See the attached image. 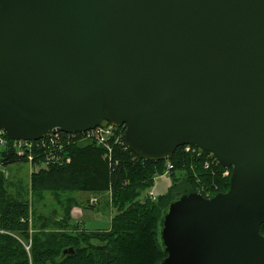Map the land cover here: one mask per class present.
I'll return each instance as SVG.
<instances>
[{
    "label": "water",
    "instance_id": "water-1",
    "mask_svg": "<svg viewBox=\"0 0 264 264\" xmlns=\"http://www.w3.org/2000/svg\"><path fill=\"white\" fill-rule=\"evenodd\" d=\"M108 124L140 159L231 169L162 209L158 264H264V0H0V130Z\"/></svg>",
    "mask_w": 264,
    "mask_h": 264
},
{
    "label": "trees",
    "instance_id": "trees-1",
    "mask_svg": "<svg viewBox=\"0 0 264 264\" xmlns=\"http://www.w3.org/2000/svg\"><path fill=\"white\" fill-rule=\"evenodd\" d=\"M0 138L5 140L0 146V264H158L166 255L158 228V218L166 204L180 194L198 191L204 195L205 189L212 196L227 191L229 186V176H223L224 168L219 163L204 168L202 156L206 152L196 156L179 146L168 160L172 164L170 193L156 202V198H141V191L164 173L166 160L140 159L125 147L123 140L110 142L108 153L92 139L75 141L63 133L52 138L50 148L33 145L29 161L26 154L16 153L12 139L1 133ZM49 151L61 161L46 160L45 153ZM15 162H25L33 168L30 192L7 191L3 168ZM174 170L181 172L177 176ZM46 191L106 194L107 204L115 210L110 228L77 231L76 223L44 218L31 211L28 193L38 196ZM68 211L69 208L67 216ZM48 227L60 231L40 230ZM260 233L264 235V223ZM69 247L73 253L63 254Z\"/></svg>",
    "mask_w": 264,
    "mask_h": 264
},
{
    "label": "rangeland",
    "instance_id": "rangeland-1",
    "mask_svg": "<svg viewBox=\"0 0 264 264\" xmlns=\"http://www.w3.org/2000/svg\"><path fill=\"white\" fill-rule=\"evenodd\" d=\"M3 170L8 192H30L29 176L33 168L28 163H11L4 167ZM174 171V175L177 176L181 172L179 170ZM171 184L172 178L170 171L168 173L158 174L153 180V184L141 191V198H149L147 194L152 192L156 198V202H158L162 195L167 196L170 193ZM27 198L31 211L36 212L44 218L53 217L65 220L70 224L76 223L78 225L76 228L77 231L97 232L108 230L110 228L111 217L115 212L110 207V204H107L106 194L99 195L88 191L60 192L58 194H52L46 191L38 196H33L28 193ZM93 198H96L97 202L93 208H90L88 205H92L90 200ZM67 208H69V216L66 214ZM40 230L43 232L60 231L53 230V228L49 227L40 228ZM67 230L76 232L71 229Z\"/></svg>",
    "mask_w": 264,
    "mask_h": 264
},
{
    "label": "built area",
    "instance_id": "built-area-1",
    "mask_svg": "<svg viewBox=\"0 0 264 264\" xmlns=\"http://www.w3.org/2000/svg\"><path fill=\"white\" fill-rule=\"evenodd\" d=\"M119 128H122V129H119ZM119 128H116L111 125H107L105 127L97 126V127H94L86 131H82V132L67 133V132H62V131H55L53 134L46 136L44 138H40L38 140H32V141L14 140L13 147L16 149V153L18 155L26 154L28 160L31 161L33 157L32 152H31V147L33 145L35 146L43 145L45 148H50V146H52V143L54 141L52 138L58 137L64 133L66 134L67 138L74 139L75 141L78 139H92L94 142H96V144L103 146L105 150L109 153L111 151L110 142L113 141V143L116 144L120 142L121 140H123V127H119ZM0 133L3 134L1 130H0ZM4 143H5L4 138H0V146L3 145ZM183 148L186 152L194 153L196 154V156H202L203 155L202 152H204L200 148L193 146V145H184ZM202 157H203L204 168L210 167L215 162L218 163L216 158L209 152H206V154ZM45 158L48 161H52V160L55 162L61 161V159L59 160L58 155L52 151L46 152ZM171 167L172 165L170 161H167L166 169L164 173H168ZM229 174H230V170L224 169L223 176H229ZM203 192H204L203 196L205 197L210 196L209 190L204 189ZM147 196L151 200L155 199V196L153 195L152 192H149ZM96 202H97L96 198H93L92 200H90L91 204H95Z\"/></svg>",
    "mask_w": 264,
    "mask_h": 264
}]
</instances>
